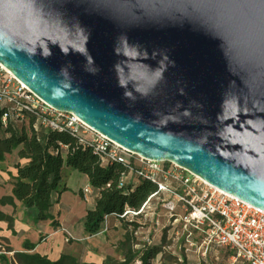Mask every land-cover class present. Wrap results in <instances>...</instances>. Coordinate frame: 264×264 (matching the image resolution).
Listing matches in <instances>:
<instances>
[{
  "label": "water",
  "instance_id": "obj_1",
  "mask_svg": "<svg viewBox=\"0 0 264 264\" xmlns=\"http://www.w3.org/2000/svg\"><path fill=\"white\" fill-rule=\"evenodd\" d=\"M0 64L264 211V0H0Z\"/></svg>",
  "mask_w": 264,
  "mask_h": 264
},
{
  "label": "trees",
  "instance_id": "obj_2",
  "mask_svg": "<svg viewBox=\"0 0 264 264\" xmlns=\"http://www.w3.org/2000/svg\"><path fill=\"white\" fill-rule=\"evenodd\" d=\"M29 124L20 125L15 121L7 124L2 122L0 114V162L7 160V155L18 151L21 159L15 165L11 174L12 193L0 198L2 206H10L13 211L19 207L25 208L24 215L35 223L50 220L54 228L60 224L52 213V208L59 202L62 193L68 190L63 183L64 169L72 167L87 175L90 186L98 193L94 206L86 209L83 230L88 235L101 232L107 216L115 215L122 221L125 233L117 241L115 252L121 258L106 257L101 264H191L184 252L175 254L168 249L166 233L161 244L142 243L135 232L137 221L123 218L121 214L126 209H140L148 197L157 191L156 184L148 179H140L137 184L119 185L122 173L126 167L119 162L103 164L101 156L95 153L92 146L82 145L70 132L40 129L36 131ZM60 143L68 146L64 150ZM110 186H109V185ZM81 195L82 193L79 192ZM0 221H7L8 228L14 229L16 217L6 214L0 209ZM37 243L26 240L23 251H15L13 259L8 254L13 252L8 238H0V262L3 264H98L92 261H82L74 254L62 253L57 260L50 259L45 254L30 253L36 249ZM211 264V263H204Z\"/></svg>",
  "mask_w": 264,
  "mask_h": 264
},
{
  "label": "built area",
  "instance_id": "obj_3",
  "mask_svg": "<svg viewBox=\"0 0 264 264\" xmlns=\"http://www.w3.org/2000/svg\"><path fill=\"white\" fill-rule=\"evenodd\" d=\"M0 114L4 124L10 121L29 124L31 118L36 131L70 132L83 146H92L103 164L122 163L127 171L121 174L119 185L129 184L131 177L137 181L146 178L156 184L157 191L140 209H126L121 214L123 218L138 222L135 232L138 239L143 225L139 218L155 198L162 197V206L171 224L182 223L184 228L205 229L203 242L226 247L230 251L231 264H264L263 210L213 186L176 163L143 157L112 141L82 122L73 112L48 104L1 64ZM60 144L64 150L68 149L67 145ZM82 194L85 200L98 198V193L89 183L82 188ZM108 217L101 232L107 231ZM63 231L67 242L77 239L67 229Z\"/></svg>",
  "mask_w": 264,
  "mask_h": 264
},
{
  "label": "crops",
  "instance_id": "obj_4",
  "mask_svg": "<svg viewBox=\"0 0 264 264\" xmlns=\"http://www.w3.org/2000/svg\"><path fill=\"white\" fill-rule=\"evenodd\" d=\"M20 161L21 159L18 157V151H15L12 154L7 155L6 161L0 162L1 164L0 166L1 167L0 168V187H1V182L4 181L5 186L9 188L7 191H4V192L1 191L0 198L4 195H11L12 189H13L12 183H11V180H12L11 174H14L15 165ZM70 168H65L63 171L64 172L63 183L65 184V186L68 187V190L61 194V196L59 197V202L56 203L58 206L61 204L62 208L58 209L57 207L56 212H54V207L56 205L52 208V213L54 214V216L58 218L60 222L57 228H54L51 225L50 220H42L38 223H35L29 217L24 216L25 208L21 206L20 202H17L19 207L16 211H13L12 207L2 206L0 203V209L3 212L9 215H12L13 213L14 217H16L14 229L17 232V234H13V232H11V230L8 228L7 221H0V238L2 237L8 238L9 246L14 249L13 252L7 253L10 259H13V255L15 251L24 250L23 242L28 239L31 242L37 243L36 249L30 250L29 251L30 253L38 252L42 255L43 254L47 255L52 260H57L58 257L62 253H69L67 251H63V249L61 248L58 255L55 257H52V254H55L58 248H60L61 246L68 245V242L66 240L61 241L60 239H58V234L60 233L61 230L63 231V229H67L68 231L73 233V235L77 238L75 239L77 241L100 238L102 236L104 237L110 236L111 239H108L110 246L106 249L105 254L102 256L101 260L103 261V259L106 258L107 254H110L111 257H113L115 254L116 255L118 254L115 252L117 241L122 239L125 233V229H123V226H122V221L117 216L112 215L108 217L107 231L97 233L94 235H88L85 233V230H83V226H84V221L86 217L85 216L86 209L94 206V204L96 203V200L93 198L92 199L89 198L85 200L83 194L81 195L79 194L82 188L85 187L84 185L83 186L78 185V187L76 188L70 187L68 185L67 181L65 180L67 179L68 175H70V173L74 172V171H71L72 169ZM82 182H86L87 184L89 183L87 175H84ZM137 182L138 181L134 177H131L129 183L137 184ZM65 193L73 194L74 201L78 203L76 204L77 206L75 205L72 208L71 205L63 204V201L61 200H62L63 194ZM83 205H85L86 207L85 213L83 215L84 217L77 220L76 216H74L75 211L79 210ZM142 229H144V227H142ZM150 233H151V230H150ZM64 235L66 238L67 235L65 231H64ZM146 239L149 240L150 244H158L157 242H152L148 237ZM110 250L112 253H109ZM114 258L119 259L121 257L118 254L117 257H114ZM78 259L80 260V258ZM82 261H85V260H82ZM102 261L97 262V263L101 264ZM0 264H3V263L0 262Z\"/></svg>",
  "mask_w": 264,
  "mask_h": 264
},
{
  "label": "rangeland",
  "instance_id": "obj_5",
  "mask_svg": "<svg viewBox=\"0 0 264 264\" xmlns=\"http://www.w3.org/2000/svg\"><path fill=\"white\" fill-rule=\"evenodd\" d=\"M70 169H72L71 171L74 172L70 173V175H68L67 179L65 180L67 181L68 185L73 188L78 187V185L85 186L87 183L82 182L84 174L77 171L76 169H73L72 167ZM8 189L9 188L5 186L4 181H2L0 193L1 191L4 192ZM73 197V194L65 193L63 194L61 201H63V204L71 205L73 208L76 204H78L74 201ZM162 203V197H160V199L155 198L152 201L151 206L145 208L144 212L142 213V217L139 218V220L143 223L142 227H144V229H139V231H141L139 232V241L145 243L146 238L148 237L152 242L161 244L160 242L162 237L164 233H166L167 236L165 243H167L168 249L173 251L175 254L184 252L189 258L191 264H204L206 262L211 264H231L229 256L230 251L226 247L208 245L203 242L205 229L193 227L184 228L182 223L171 224V221L168 220L167 213H165V208L162 206ZM57 207L60 209L62 208V205L60 204L58 206L56 204L54 207V212H56ZM85 208V205H83L79 210L75 211L74 216H76L77 220L84 217L83 215L85 213ZM58 239L61 241L65 240L64 231H60L58 234ZM108 239H111V237L102 236L100 238L81 241L72 239L68 242V245L58 248L57 252L52 254V257L57 256L62 248L63 251L75 254L78 258H80V260H88L96 263L101 262L102 256L105 254L106 249L110 246ZM109 253H112L111 250ZM117 255L115 254L113 257H111L110 254H107L106 257L114 258L117 257ZM154 264H159V261H155Z\"/></svg>",
  "mask_w": 264,
  "mask_h": 264
}]
</instances>
